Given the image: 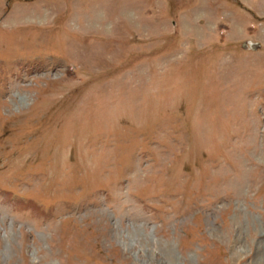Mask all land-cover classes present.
Listing matches in <instances>:
<instances>
[{"label":"rangeland","instance_id":"rangeland-1","mask_svg":"<svg viewBox=\"0 0 264 264\" xmlns=\"http://www.w3.org/2000/svg\"><path fill=\"white\" fill-rule=\"evenodd\" d=\"M0 264H264V0H0Z\"/></svg>","mask_w":264,"mask_h":264}]
</instances>
